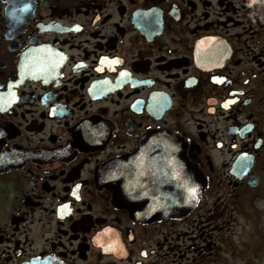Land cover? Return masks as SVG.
<instances>
[{
    "label": "flooded vegetation",
    "instance_id": "af4514ba",
    "mask_svg": "<svg viewBox=\"0 0 264 264\" xmlns=\"http://www.w3.org/2000/svg\"><path fill=\"white\" fill-rule=\"evenodd\" d=\"M252 16L248 0H0V264H233L235 231L264 219ZM184 165L201 196L164 217ZM243 243L264 264V236Z\"/></svg>",
    "mask_w": 264,
    "mask_h": 264
},
{
    "label": "water",
    "instance_id": "95a60500",
    "mask_svg": "<svg viewBox=\"0 0 264 264\" xmlns=\"http://www.w3.org/2000/svg\"><path fill=\"white\" fill-rule=\"evenodd\" d=\"M248 6L253 19L264 27V0H248ZM181 192L179 194H170L167 196V205L162 207L161 213L164 217H179L187 214L194 208L201 196L202 186L200 180L192 175V172L184 165L182 177ZM159 211V212H160ZM36 264H58L53 262H38Z\"/></svg>",
    "mask_w": 264,
    "mask_h": 264
},
{
    "label": "rangeland",
    "instance_id": "374dc122",
    "mask_svg": "<svg viewBox=\"0 0 264 264\" xmlns=\"http://www.w3.org/2000/svg\"><path fill=\"white\" fill-rule=\"evenodd\" d=\"M261 216H257V220H252L251 225L244 229H237L235 235L231 238V245L234 247L235 253L233 254L234 263L233 264H242L246 258H249L250 255L248 254L247 250L243 249V242L247 241L249 243L253 242L258 238H263L264 236V219L262 218L259 220ZM240 244V245H239ZM230 255H224L223 259L221 260L220 264H230Z\"/></svg>",
    "mask_w": 264,
    "mask_h": 264
}]
</instances>
